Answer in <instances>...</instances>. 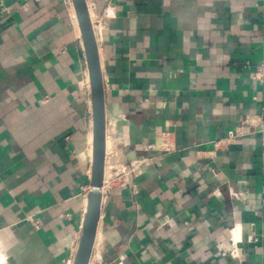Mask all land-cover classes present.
I'll return each instance as SVG.
<instances>
[{
  "label": "crops",
  "instance_id": "1",
  "mask_svg": "<svg viewBox=\"0 0 264 264\" xmlns=\"http://www.w3.org/2000/svg\"><path fill=\"white\" fill-rule=\"evenodd\" d=\"M87 3L101 17L108 160L139 169L103 196L89 264H264V0ZM74 12L0 0L9 264H72L79 243L93 120Z\"/></svg>",
  "mask_w": 264,
  "mask_h": 264
},
{
  "label": "water",
  "instance_id": "2",
  "mask_svg": "<svg viewBox=\"0 0 264 264\" xmlns=\"http://www.w3.org/2000/svg\"><path fill=\"white\" fill-rule=\"evenodd\" d=\"M80 28L87 63L93 124L91 189L86 193V209L76 254L72 264H89L96 241L103 200L102 185L106 162V108L99 47L87 0H72Z\"/></svg>",
  "mask_w": 264,
  "mask_h": 264
},
{
  "label": "built area",
  "instance_id": "3",
  "mask_svg": "<svg viewBox=\"0 0 264 264\" xmlns=\"http://www.w3.org/2000/svg\"><path fill=\"white\" fill-rule=\"evenodd\" d=\"M67 3L70 5V2L72 0H66ZM89 8H91L89 5H88ZM3 10L6 11V8H3ZM92 20V19H91ZM95 22H92L93 24V27L95 26L94 25ZM252 66V63L250 60H246L242 63V67L244 68H250ZM253 78L258 81V82H264V63L260 64L254 71H253ZM88 78L87 80L84 82V85L86 86L89 94H91L90 92V86L88 84ZM263 144H264V141H263ZM108 160V154L106 153V162H105V170L107 167H109L110 171H111V174L105 178L104 176V180H103V185H102V194L103 196L105 195V193L107 192V190L114 186V185H117V186H120V187H123L126 185V180H125V176L128 175L130 172H133V173H138L139 172V169L135 168V167H131L129 165H122L120 168H119V171L121 170V173L117 174V166H115L114 164L110 163L109 160ZM91 176V168H90V172H89V178ZM91 189V186H88V187H84V194L86 196V193ZM35 225L36 227L38 228L40 226L39 222L38 221H35Z\"/></svg>",
  "mask_w": 264,
  "mask_h": 264
},
{
  "label": "rangeland",
  "instance_id": "4",
  "mask_svg": "<svg viewBox=\"0 0 264 264\" xmlns=\"http://www.w3.org/2000/svg\"><path fill=\"white\" fill-rule=\"evenodd\" d=\"M93 18H94V20H95V23H94V25L95 26H97V25H101V23H100V19H101V17H100V15H97V17H94L93 16ZM76 28V27H75ZM88 148V147H87ZM91 186V185H90ZM3 248L4 247H2L1 245H0V264H9L8 263V259H7V256H6V253L4 252V250H3ZM3 259V260H2ZM73 263V262H72Z\"/></svg>",
  "mask_w": 264,
  "mask_h": 264
},
{
  "label": "bare ground",
  "instance_id": "5",
  "mask_svg": "<svg viewBox=\"0 0 264 264\" xmlns=\"http://www.w3.org/2000/svg\"><path fill=\"white\" fill-rule=\"evenodd\" d=\"M77 16L75 15V12H74V19H75V23H76V26L79 30V23H78V19L76 18ZM100 29V28H99ZM95 31V30H94ZM97 31V30H96ZM99 31V30H98ZM96 35V34H95ZM89 86H90V81H89ZM92 151H93V137L92 135L89 137V154L90 156H92ZM105 174V173H104ZM111 174V171L107 170L106 172V177H108L109 175ZM85 203L87 204V199L85 197ZM78 245V244H77ZM3 260V259H2Z\"/></svg>",
  "mask_w": 264,
  "mask_h": 264
}]
</instances>
